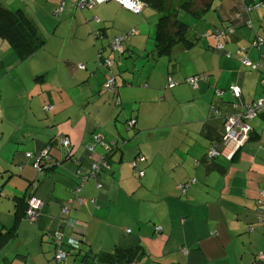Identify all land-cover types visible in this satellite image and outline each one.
Returning <instances> with one entry per match:
<instances>
[{"label":"crops","instance_id":"crops-1","mask_svg":"<svg viewBox=\"0 0 264 264\" xmlns=\"http://www.w3.org/2000/svg\"><path fill=\"white\" fill-rule=\"evenodd\" d=\"M74 1L68 0L65 22L49 35L57 0H0L10 11L31 19L45 42L19 60L15 48L0 36V46L6 47L0 50V196L10 201L7 217H0V242L6 241L0 264H57L46 234L72 235L64 218L76 220L87 240L82 245L86 259L77 252L68 264H264L256 259L264 255V112L250 122L249 139L234 160L206 157L207 147L223 135L225 117L243 111L262 94L264 44L256 48L251 42L255 33L264 39V9L249 12L254 32L245 26L246 16L239 15L238 0H219L211 12L213 0L200 17L180 4L174 8L178 20L181 10L197 19L192 27L183 20L191 42H177L168 54L158 55L155 9L143 4L132 12L111 1L81 11ZM229 26L234 30L221 40L224 49L234 53L247 48L242 56L261 61L260 72L215 49L214 32ZM121 35L128 36L129 55L113 57L108 42ZM104 58L115 61L110 71L118 86L116 106V96L101 91L108 73L101 65ZM201 75L207 79L198 80L196 89L185 83ZM169 77L177 82L173 88L166 87ZM230 86L240 88V98L232 97ZM216 90H221L220 96ZM151 97L156 105L143 113L142 104ZM130 102L137 104L135 119L129 116L135 120L132 147L108 154L109 170L82 185L83 203L68 205L80 183L75 161L89 166L107 154L96 145L90 156L85 146L92 135H101L109 144L112 139L105 138L114 135L107 131H118L117 118L122 116L117 107ZM165 117L169 119L163 125ZM62 136L71 144L66 151L58 142ZM45 149L50 159L41 160L38 170L26 154L38 159ZM137 155L145 157L139 164L141 178L131 167ZM191 179L196 183L183 191L181 186ZM30 195L40 205L36 223L23 218L15 235L3 236L15 223V198ZM64 206L70 207L66 214ZM117 249L132 250L134 257L109 260Z\"/></svg>","mask_w":264,"mask_h":264},{"label":"trees","instance_id":"trees-1","mask_svg":"<svg viewBox=\"0 0 264 264\" xmlns=\"http://www.w3.org/2000/svg\"><path fill=\"white\" fill-rule=\"evenodd\" d=\"M57 1H58V4H57V7L54 10V15H55V17H57L58 19H60L61 16L63 15V13H64L65 5H66V1L67 0H65L64 6H63V9H62V12L59 13V14H56L55 13L57 11V9L59 8V6H60V0H57ZM75 1H74V7L76 9H78V10H81V11H91V10L95 9L96 7H98V6L105 4V3H102V4H99V5H96L95 7L91 8V9H88V8H82V9H80V8H78L75 5ZM111 1L117 2V1H114V0H110L108 2H111ZM137 1H139L142 5L143 4H146L147 6L155 9L159 13V18H158L157 23H156V31H155V47H156V52H157L158 55H166V54H168L170 52L171 48L177 42H183L184 44H189L191 42L190 39H188L187 36L185 35V30L187 29V25L183 21L177 19L176 10H174L173 7L171 8V0H141V1L140 0H137ZM212 1L213 0H184L181 4H182V8H184L185 10H187L188 12H190L193 16L200 17L203 13H205L209 9ZM238 1L240 2L239 3V6L241 7V8L239 7V10H238L239 15H245L246 16L245 26H247L249 29H251V30L254 31L255 30L254 24H253L252 20L249 17V12L250 11H253V10H257L259 8L264 9V0H238ZM108 2H106V3H108ZM97 21L99 22V20H97ZM233 30H234V28L231 27V26L225 28V30H224L225 36L227 37V35H228L227 33H229V32L231 33V32H233ZM217 31H222V30H217ZM93 32L95 33V36H97V37L100 34L99 30H95ZM215 32L213 34V38L215 37ZM0 36H3L4 38H6L8 40V42H10L11 45L15 48V50L17 52V55L19 57V60H25L29 56L33 55L45 43L44 42V38H42V36L39 34L37 26L35 25V23L31 19H29L27 17H24L22 14L18 13L17 11H13V12L10 11L1 2H0ZM121 36H125L128 39V36L127 35H121ZM255 36H256V33H255ZM255 36H254L255 39L251 42V46L252 47H256V48H260L261 45L264 44V39L261 38V37H259L258 35L256 37ZM116 37H118V36H116ZM226 37H225V39H226ZM113 38H115V37H113ZM112 39L110 40L109 45H110ZM225 39H221V40H225ZM258 39H261L262 40V44L260 46H254V42H256ZM221 40L219 39V41L222 44L223 48L222 49H217L216 48L217 46L215 45V49L217 51H219V52H222L225 57L230 58V59H236L238 61H241V63L244 65V67H246L250 71L260 72L262 70V63H261V61H259V62H251L249 59L244 58L242 56V52H246V49L247 48L241 49L242 52H240V50H239V51H236L234 53H229V52H227L224 49V44H223V42ZM215 41L217 43V40L216 39H215ZM124 44H125V42H124ZM124 52H125V50H124ZM112 53H117V52H112ZM120 55H123V54H120ZM263 57L264 56L262 55V58ZM105 59L111 60L110 58H105ZM244 59H247L250 62L251 65H253V64H259V66L257 67V69H253L251 65L250 66H247V65H245L243 63V60ZM79 65H82V64H79ZM79 65H78V68H79ZM83 68H84V66H83ZM79 69H82V68H79ZM108 72L111 73V71H108ZM191 77H193V76H191ZM196 77L198 78L197 79V82L200 79H205V80L207 79L206 78V75H201V76H196ZM169 78L172 79V77H169ZM263 78H264V73L261 75V78H260V81H259L260 84H261V81L263 80ZM42 79L43 78H41V80ZM187 79L185 80V83L187 85H189V87H191V85L188 84ZM114 80H115V76H114ZM104 82H105V76H104ZM104 82H103V84H104ZM175 83L177 84L176 81H175ZM167 84H168V82H167ZM167 84H166V87H167ZM173 87H171V88H173ZM230 87H232V86H230ZM230 87H229V92H230ZM261 87H262L263 91H262V94L260 95V97H262L263 94H264V88H263L262 84H261ZM102 88H103V91L104 92H107L109 94H113L114 96H116L117 93H118V87H116L117 88L116 91H108V90L104 89L103 85H102ZM167 88H169V87H167ZM192 89H196V88H192ZM215 94L217 96H220L221 95V90H216L215 91ZM230 94H231V92H230ZM240 96H241V94H240ZM233 98L234 99H238V98H235V97H233ZM259 98H257V99H259ZM256 100H254L253 102H255ZM114 102H115V105H119L120 102H119L117 96H116V99L114 100ZM253 102H251L250 104H252ZM250 104H247V105H250ZM234 107L236 108V105L235 104H234ZM213 113L215 115H218L219 114V111L216 110V109H214L213 110ZM260 114H258L257 117ZM232 115H235V114H232ZM229 116H231V115H229ZM229 116H226L225 117L224 123H225L226 119ZM257 117H255V118H257ZM250 122L248 123L249 126H250ZM133 128H131V129H133ZM250 131H251V127H250ZM250 131L248 133L247 141H248L249 136H250ZM224 134H225V130L223 131V135L220 138V140L218 142L211 143L207 147V150H208V148L211 145H216L217 148L220 149L221 148V142H222V139H223ZM62 137H60V138H62ZM99 137L101 139L103 138L101 135H99ZM60 138L58 140L59 144H60ZM103 140H101L102 145H100L99 143H96L94 145V148H95L96 145H100L102 148H104V150H105V152L107 154H105V156H103L98 161L91 162V164L89 166L88 165H84L82 163H79L78 161L77 162L75 161V163H76V171H77V167H80V166H84L88 170L91 167L92 164H94V163L100 164L101 163L100 161H105L107 163V165H108V162L106 161L107 160L106 159L107 158V155L110 154L114 150H118V147H117L118 142L111 140L110 143L113 142L115 144V146L114 147L105 148V146L108 147L110 145V143L109 144H105L103 142ZM93 144H94V142H93V138H92V142L90 144H88V145L85 146L86 151L88 152V154L90 156L93 155L94 148H93V152L92 153L88 150V148L90 146H92ZM60 146L62 148H65L61 144H60ZM240 149L241 148H239V150ZM235 156L236 155H234L231 159H227V160L232 161V160L235 159ZM206 157L209 160L216 159V158H211V159L208 158L207 151H206ZM219 158H224V157H219ZM29 159L32 160V164H33V167H34V162H35L34 159H36V158L32 155V158H29ZM224 159H226V158H224ZM41 160H45V158L44 159H41ZM41 165H42V163H41ZM43 167H44V165H43ZM103 169L105 170L104 167L100 166V171L103 170ZM139 169L140 170H143L141 168H139ZM107 170H109V169H107ZM76 171H75V175H76ZM192 180H194V182L191 184L190 182ZM195 183H196V180L195 179H191L187 183H185L184 185H186V188H187V186L193 185ZM30 198H31V195L26 200L25 199H22V198H15V201H14V213H15L14 220H15V223H14V225L10 229H8L6 231V233L3 236L11 237V236L15 235L16 230L18 229V227L20 225L19 222H21L23 220V218L28 223H30L28 221V219L25 218V210L27 208V204H28V201H29ZM65 207L66 206H64L62 208V213L63 214H66L69 211L68 210L66 213H64L63 212V209ZM69 209H70V207H69ZM37 219L32 224L36 223ZM68 220H72L75 223V225L73 227H70L67 224L68 223ZM63 221L65 222L66 227L70 228V230L72 231V235L73 236L70 235L67 238H65V235L62 234V233H60V232H54V233L52 232V233L46 234L48 236V238H49V241L54 246V258H55V250H56L55 248H56V245L57 244H55L52 241V239L50 238V236L55 235V234H60L61 235V241L59 243V248L62 251H64L65 254H66V259H65V261L63 263L68 264V262H67L68 257L74 256L75 254H77V252L78 253L79 252H83L84 254L82 255L81 258L83 260H85L86 259V255H85L86 253L85 252H87V251H83V247H82V245H84L86 243V241H87L86 240V237H85V234L83 232H81V231L78 230V227H77L78 222L76 220H74L72 218L71 219L64 218ZM129 232L130 231H127V233H129ZM5 242H6L5 240H2L0 242V249L4 246L3 244ZM103 257H105V256H103ZM133 257H134V253L132 252V250H129V249L128 250L117 249V250H115L114 254L109 258V260H111L113 262H120V261H124L126 259L130 260ZM106 258H108V257H105L104 259H106ZM56 263L59 264L58 262H56ZM87 264H89V263H87ZM91 264H95V262H91Z\"/></svg>","mask_w":264,"mask_h":264},{"label":"built area","instance_id":"built-area-1","mask_svg":"<svg viewBox=\"0 0 264 264\" xmlns=\"http://www.w3.org/2000/svg\"><path fill=\"white\" fill-rule=\"evenodd\" d=\"M110 0H76L75 5L82 9V8H88L91 9L95 7L96 5L106 3ZM117 1L121 6L125 7L126 9L132 11V12H138L141 9L142 4L137 1V0H114ZM65 0H60V6L55 12L56 14H59L62 12L63 6H64ZM230 33V32H229ZM228 34V33H227ZM225 32L224 31H216L215 32V39L217 40L216 43V48L217 49H222L223 46L220 43L219 39H225ZM127 39L125 36H118L112 39L109 48L111 49L112 52H117L119 54H122L125 50L124 47V42ZM262 44V40L258 39L256 42H254V46H260ZM243 63L247 66H250V62L247 59L243 60ZM112 61L109 59H102L101 60V65L110 71V68L112 67ZM253 69H257L259 64H253L251 65ZM79 68L83 69V65H79ZM197 77H189L187 79L188 84L191 85L192 88H196V82H197ZM175 81H173L171 78L168 79V84L167 87L171 88L175 85ZM261 84L264 88V78L261 81ZM104 89L108 91H116V83L114 80V77L110 72H108L107 75H105V82L103 84ZM230 92L233 97L239 98L240 97V89L237 86H232L230 87ZM264 111V94L262 97L257 99L255 102H253L250 105H247L245 109L242 112H239L235 115L229 116L225 123H224V130L225 134L223 136L222 142H221V148L218 149L216 145H211L208 150H207V156L208 158H219V157H224L226 159H231L234 154L241 148L245 142L247 141L248 133L250 131V126L248 123L253 120L255 117H257L258 114ZM127 127L129 129L133 128L135 125V120L130 119L127 121ZM100 137H96L94 139V144L88 148V150L92 153L94 145L96 143H99L102 145ZM60 144L68 148L70 146V141L66 137L60 138ZM115 144L113 142L110 143L108 147L105 146V148L109 147H114ZM46 152L44 151L40 154L38 159H34V167L37 169H41V159L46 158L45 155ZM28 158H32V155L26 154ZM100 164L94 163L91 165V167L87 170L84 166L77 167L76 175L78 176V179L80 183L77 185V187L72 190V195L73 198L69 199L68 205L76 203V204H81L83 203V199L79 197V192L81 190L82 185L90 178L94 177L99 171H100V166L104 167L105 170L109 169V166L105 161H100ZM145 162V157L142 155H137L131 163V167L133 171L141 178L144 175V170L139 169V164ZM194 180H192L190 183L192 184ZM99 187V185L97 186ZM183 191L186 188V185L181 186ZM260 196H264V192L262 191L260 193ZM258 204H261V201H258ZM40 208L39 202L36 198L31 197L28 201L27 208L25 210V218L28 219L30 223L35 222V220L38 218V213L37 210ZM69 210V206H66L63 209V212L66 213ZM70 227H73L75 223L72 220H68L67 223ZM161 228L159 226L155 227V231L160 232ZM52 241L57 244L56 245V250H55V260L59 264H65L63 263L66 259V254L64 251H62L59 248V243L61 241V235L60 234H55L50 236ZM257 260H264V255L259 254L256 256Z\"/></svg>","mask_w":264,"mask_h":264},{"label":"rangeland","instance_id":"rangeland-1","mask_svg":"<svg viewBox=\"0 0 264 264\" xmlns=\"http://www.w3.org/2000/svg\"><path fill=\"white\" fill-rule=\"evenodd\" d=\"M184 0H171V8L173 7V8H177L178 6H180V4L183 2ZM218 1L219 0H217V1H215V3H214V6L213 7H215V8H213L212 9V11L211 12H214V10H216V6L217 5H215V4H217L218 3ZM21 2V1H20ZM68 2V0L66 1V3ZM13 5V9L14 10H16L17 9V1L16 2H14V4H12ZM183 11L184 10H181L180 11V14H179V18L183 21H185L186 19H188V25H189V27H192V25L195 23V21L194 20H197V19H192L191 17H189V16H187L185 13H183ZM53 17V23L50 25V27H48L47 29H48V34L49 35H51L52 33H53V30L56 28V26L58 25V24H60V23H64L65 22V15H64V13H63V15L61 16V18L60 19H58L57 17H55V16H52ZM158 18H159V15L157 16V18H156V21L158 20ZM68 25H69V23H68ZM75 27L73 28V30L75 31ZM72 30V31H73ZM68 26H67V28H66V31H65V34L64 35H67L68 34ZM62 32V29H59V31H58V34H60ZM72 36H73V33H72ZM8 44V43H7ZM108 44H109V42H108ZM62 45H63V43L61 44V49H62ZM2 49H0L1 51H4V48H6L5 46H0ZM124 47H125V44H124ZM108 51H109V54H112V56L113 57H117V56H123V57H127L129 54L128 53H126V52H123L122 54L123 55H120V54H118V53H112L111 52V49L110 48H108ZM5 52V51H4ZM134 56H136L135 54H134ZM59 57H60V54H59ZM144 59H146V58H144ZM58 60H59V58H56V60H55V62H58ZM111 61H112V67L115 65V61L113 60V59H111ZM96 62H97V60H96ZM240 63H241V61H239ZM97 64H98V62H97ZM99 65V64H98ZM25 66H26V63H25ZM100 66V65H99ZM114 70V69H113ZM126 70V72H129V71H131L129 68H126L125 69ZM124 70V71H125ZM18 72H20V71H18ZM56 73V72H55ZM53 74L52 76L54 77V76H56L55 77V81L56 82H58V77H57V75L56 74ZM112 73V72H111ZM112 76H113V74H112ZM114 77V76H113ZM20 78H21V76L19 75V79H18V81L20 82ZM23 81H24V83H25V78H23ZM115 82H116V80H115ZM116 86H117V84H116ZM19 87H20V85H19ZM118 87V86H117ZM103 90V88H101V91ZM103 92V91H102ZM105 94H108L107 92H105ZM162 95V92H161V90H160V95H159V97ZM156 97V96H155ZM153 99H155L154 97H151V99L149 100V99H147V101H145L143 104H142V112L144 113L145 111L147 112L149 109L151 110L152 108H154V106L156 105V100L154 101ZM154 101V102H153ZM113 105H115V102L113 101ZM116 106V105H115ZM146 106V107H145ZM117 108H119V110H122V116L120 117V118H117L118 119V124H116L117 126H119V128H118V131H115V129H113V130H108L107 131V133H110V134H113L114 135V137H112L111 135H109L110 137L109 138H105V141H107L108 142V140L110 141V139H115V140H117L118 141V145H117V147H118V151H124L125 150V148L127 149V150H129L130 148L129 147H132V145H133V140H134V138H135V136H134V132L131 130V129H129L128 127H127V120H129V119H135V116H136V110H137V104H136V102H130L129 104H122V106H118ZM122 108V109H121ZM46 112V111H45ZM129 116H132L133 118H129ZM168 119H169V117H167V119H166V117H165V121H164V118H163V125H165V123L168 121ZM173 120V117L170 119V122ZM113 132H116V134H114ZM117 132H119V133H117ZM126 136H128V137H126ZM92 138H93V142H94V139L96 138V137H99V135H92L91 136ZM114 140V141H115ZM130 144V145H129ZM127 145H129V146H127ZM126 146V147H125ZM67 150V148L65 149V151ZM47 151V149H45L44 150V153ZM130 152V151H129ZM128 152V153H129ZM120 152H118V154H119ZM29 154V153H28ZM45 155V154H44ZM45 157H46V155H45ZM7 191H9V189H6L4 192H7ZM9 203H10V201H8V200H6L4 197H1L0 196V217H1V219H5L6 217H7V212H6V208H7V206H9ZM28 205V204H27ZM39 210V209H38ZM38 210H37V213H38ZM12 217H10V219H11ZM0 225H2L1 224V222H0ZM68 262H72V258L71 257H68Z\"/></svg>","mask_w":264,"mask_h":264},{"label":"water","instance_id":"water-1","mask_svg":"<svg viewBox=\"0 0 264 264\" xmlns=\"http://www.w3.org/2000/svg\"><path fill=\"white\" fill-rule=\"evenodd\" d=\"M254 31H255V30H254ZM256 36H257V34H256ZM256 36H255V37H256ZM102 140H103V138H102ZM116 142H118V141L116 140ZM49 159H50V156H48V149H47L45 160L48 161Z\"/></svg>","mask_w":264,"mask_h":264}]
</instances>
